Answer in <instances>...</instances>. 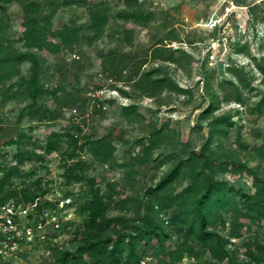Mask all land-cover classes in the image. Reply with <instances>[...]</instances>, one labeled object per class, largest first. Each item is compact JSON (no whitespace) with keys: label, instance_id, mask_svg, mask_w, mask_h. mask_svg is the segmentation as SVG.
<instances>
[{"label":"rangeland","instance_id":"rangeland-1","mask_svg":"<svg viewBox=\"0 0 264 264\" xmlns=\"http://www.w3.org/2000/svg\"><path fill=\"white\" fill-rule=\"evenodd\" d=\"M61 2L51 16L54 26L73 25L77 33L65 42L56 38L53 50L33 49L41 66L35 99L28 91L29 49L20 38L23 7L17 1L0 6V178L9 177L4 190L28 188L40 194L41 206L63 197L73 201L71 224L52 238L25 244L11 264H52L63 249L77 246L88 220L83 207L91 176H97L106 216L114 220L108 233L117 229L114 235L129 240L132 226L148 220L167 232L163 246L156 237L146 242L135 236L146 264H221L177 222V198L192 179L188 169L162 191L153 187L178 160L182 145L200 151L215 122L226 131L214 132L213 155L237 159L257 176L229 164L227 171L215 165L217 177L235 187L246 184L252 193L264 180V0ZM94 3L107 12L99 28L88 14ZM54 133L58 149L47 153ZM72 136L79 140L69 158ZM100 137L114 145L105 161L88 145ZM10 201L25 202L12 197L0 209ZM224 218L210 228L225 239L226 259L247 261L251 252L262 259L264 220H246L234 236L231 215Z\"/></svg>","mask_w":264,"mask_h":264},{"label":"trees","instance_id":"trees-1","mask_svg":"<svg viewBox=\"0 0 264 264\" xmlns=\"http://www.w3.org/2000/svg\"><path fill=\"white\" fill-rule=\"evenodd\" d=\"M17 1L23 7L22 16V34L21 39L27 46L30 61L32 62V75L29 78L28 91L30 96L35 99L41 94L40 76L41 66L37 49H55L58 46L56 38L63 42L67 37L74 38L77 28L73 25H64L56 28L52 22V13L59 5L61 0H0V6L3 2ZM63 4L85 3L84 0H63ZM106 8L102 9L99 3L92 4L89 8L90 23L93 27L99 28L106 17ZM211 104V103H210ZM212 104L208 106L207 112L211 111ZM218 129L226 131L220 124H211L208 126V137L203 143L200 151H196L186 142L178 151V160L173 164L158 180L153 187L156 192L162 191L174 183L184 172L185 169L192 175V179L183 189L177 198V205L182 209L177 213V222L185 225V235L194 237L204 246H208L214 256L221 261V264H261L260 256L251 252L250 260H238L231 262L227 260L228 250L224 244V238L217 231L210 228V225L217 219L225 222V214L231 215V234L240 236L244 228L245 221L252 225H260L264 220V180L256 185V191L252 193L246 184H239L235 187L226 180L219 179L216 175L215 165L221 167V171L229 170V164L233 169L243 170L249 168L245 163L237 159L221 160L215 157L214 150L210 147L213 142L214 132ZM155 133V132H154ZM153 133V135H155ZM74 150L68 154L73 158L76 154L78 140L72 136ZM57 135L54 133L47 139L45 150L52 153L58 149ZM90 151L98 159L105 161L112 153L114 145L105 138L100 137L91 139L88 143ZM153 145V144H152ZM150 145V146H152ZM84 144L80 147L83 148ZM76 163H69V169H73ZM255 174L254 168H249ZM202 175H205L202 177ZM257 177V176H256ZM9 183V177L5 175L0 178V202L17 197V201L24 200L26 203L33 202L40 194L32 193L28 188L17 190L9 188L4 190ZM88 200L84 205V212L88 213L86 228L81 241L75 248H65L57 256V260L52 264H146L143 254L139 250V241L135 236H139L148 242L150 237H156L163 246L167 239V232L164 231L160 222L148 220L145 226L135 225V233L127 240L124 234L114 235L108 233L106 228L113 219L107 218L108 209L104 195L101 193L97 176H91L87 179ZM240 197L239 204L237 197ZM148 209H154L152 199L148 202ZM0 264H11V261L0 259Z\"/></svg>","mask_w":264,"mask_h":264},{"label":"built area","instance_id":"built-area-1","mask_svg":"<svg viewBox=\"0 0 264 264\" xmlns=\"http://www.w3.org/2000/svg\"><path fill=\"white\" fill-rule=\"evenodd\" d=\"M39 198L31 203L10 201L0 209V259L11 261L25 244L52 238L51 233L63 232L71 224V197L45 206Z\"/></svg>","mask_w":264,"mask_h":264}]
</instances>
